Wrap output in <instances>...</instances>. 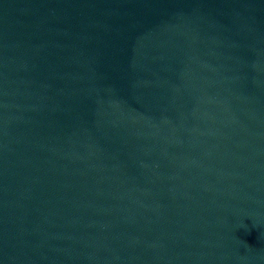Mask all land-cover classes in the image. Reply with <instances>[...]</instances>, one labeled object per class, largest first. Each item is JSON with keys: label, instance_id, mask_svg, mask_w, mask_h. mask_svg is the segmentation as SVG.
Instances as JSON below:
<instances>
[{"label": "water", "instance_id": "1", "mask_svg": "<svg viewBox=\"0 0 264 264\" xmlns=\"http://www.w3.org/2000/svg\"><path fill=\"white\" fill-rule=\"evenodd\" d=\"M0 264H264V0H0Z\"/></svg>", "mask_w": 264, "mask_h": 264}]
</instances>
